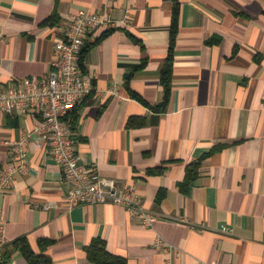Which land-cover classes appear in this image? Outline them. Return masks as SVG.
I'll use <instances>...</instances> for the list:
<instances>
[{"label": "crops", "instance_id": "0c3cea01", "mask_svg": "<svg viewBox=\"0 0 264 264\" xmlns=\"http://www.w3.org/2000/svg\"><path fill=\"white\" fill-rule=\"evenodd\" d=\"M78 10L114 25L96 29L82 56L94 91L73 111L76 149L159 220L146 229L119 205L69 206L61 168L33 133L40 118L0 113L1 169L5 142L33 133L26 172L0 195L6 242L25 236L39 253L49 241L52 264H93L85 248L96 238L127 264H264V0H0V84L44 75ZM157 236L170 247L155 248ZM8 264L28 263L15 252Z\"/></svg>", "mask_w": 264, "mask_h": 264}, {"label": "built area", "instance_id": "2783aa9c", "mask_svg": "<svg viewBox=\"0 0 264 264\" xmlns=\"http://www.w3.org/2000/svg\"><path fill=\"white\" fill-rule=\"evenodd\" d=\"M113 25L114 20L110 17H100L85 10H78L68 17L54 42L55 60L44 75L0 84V113L21 112L40 118L33 133L39 134V141L45 145L48 156L61 168L69 206L119 205L143 228L151 229L159 216L144 207L136 189L100 177L95 166L82 163L76 149L71 115L94 91L91 77L82 69L83 50L96 29ZM33 133L26 132L16 142H5L10 144V163L0 170V195L13 187L17 174L26 172L27 145ZM222 230L229 231L226 227ZM6 243L4 228L0 225V261ZM153 246L162 250L170 247L160 236L154 239Z\"/></svg>", "mask_w": 264, "mask_h": 264}, {"label": "trees", "instance_id": "16d2710c", "mask_svg": "<svg viewBox=\"0 0 264 264\" xmlns=\"http://www.w3.org/2000/svg\"><path fill=\"white\" fill-rule=\"evenodd\" d=\"M52 24L54 23V17L50 18ZM59 20L56 21L55 25L58 24ZM177 35V13L175 10L174 19L171 27V42L168 51L167 58L162 66L160 71V80L164 87L165 95L164 100L161 106L157 109L161 112L165 110V107L168 104L170 90L172 85V71H173V51L175 45V37ZM88 50V45L86 44L83 54ZM146 64V61L142 62L138 68H142ZM130 76L127 77V82L129 81ZM138 100H142L140 97L136 96L135 94H131ZM144 102V101H143ZM71 119L74 122L75 113H72ZM130 123V122H129ZM130 125V124H129ZM197 166L195 164L193 166V173L189 171L190 176L187 178L188 181L193 179L194 175L197 174ZM1 170V167H0ZM163 197V194L160 193L157 197L159 201L160 198ZM50 242L46 240L40 241L41 250L39 253H36L29 245L27 238L25 236L19 237L12 242H7L2 249L1 252V261L0 264H8L11 261L12 254L15 252H19L22 257L27 261L28 264H52V260L47 254L45 253L47 248L49 247ZM85 253L87 259L92 262L93 264H127V260L124 257L116 256L111 254L107 250L106 242L102 238L93 239L88 246L85 248Z\"/></svg>", "mask_w": 264, "mask_h": 264}]
</instances>
